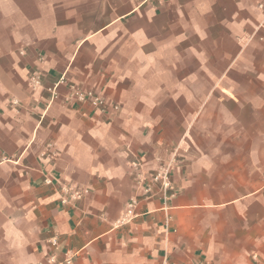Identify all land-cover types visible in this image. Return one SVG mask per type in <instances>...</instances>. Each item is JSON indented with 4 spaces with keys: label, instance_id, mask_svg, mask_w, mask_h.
Masks as SVG:
<instances>
[{
    "label": "crops",
    "instance_id": "0c3cea01",
    "mask_svg": "<svg viewBox=\"0 0 264 264\" xmlns=\"http://www.w3.org/2000/svg\"><path fill=\"white\" fill-rule=\"evenodd\" d=\"M263 18L264 0H0V264H264ZM72 83L107 111L67 103ZM173 153L168 209L117 225L132 162ZM63 184L89 192L62 205Z\"/></svg>",
    "mask_w": 264,
    "mask_h": 264
},
{
    "label": "built area",
    "instance_id": "2783aa9c",
    "mask_svg": "<svg viewBox=\"0 0 264 264\" xmlns=\"http://www.w3.org/2000/svg\"><path fill=\"white\" fill-rule=\"evenodd\" d=\"M249 38H255L264 45V18L257 25L255 31ZM61 79L59 82H61ZM53 88L55 90V86ZM28 85L31 89H36L41 85L40 73L33 71L28 77ZM55 96V93H53ZM65 101L67 103H77V104H89L93 109L99 110L101 112H106L108 104L105 98L98 93H96L91 88H85L77 84H70L68 93L65 96ZM176 158L175 154L164 161H161L157 169L146 175L142 171L141 161L139 159L132 162L133 166L137 169L135 174L136 181V191L141 192L138 195H132L126 202L124 210L116 221L117 225L129 224L136 216V208L141 200H149L153 197H158L162 202V207L164 210L168 209V201L175 195V190L172 188L171 173L175 166ZM44 183L47 185H52L53 180L51 177L46 176L44 178ZM89 192L86 187H77L74 185L63 184L59 189L58 200L62 205L71 206L76 202L82 200ZM169 216L166 215V223H168ZM55 244V241H52ZM75 253L71 250H66L62 257H58L55 252H50L43 259L36 261L32 264H73V258ZM165 264V263H163ZM190 264H212L206 260H197Z\"/></svg>",
    "mask_w": 264,
    "mask_h": 264
}]
</instances>
